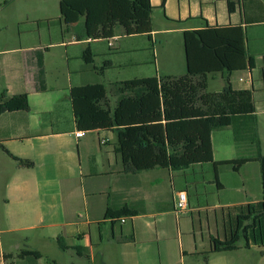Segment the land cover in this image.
I'll use <instances>...</instances> for the list:
<instances>
[{"label": "crops", "instance_id": "crops-1", "mask_svg": "<svg viewBox=\"0 0 264 264\" xmlns=\"http://www.w3.org/2000/svg\"><path fill=\"white\" fill-rule=\"evenodd\" d=\"M150 3V37L126 35L118 27L109 40L89 39L83 19L66 26L59 18L57 34L22 31L17 45L0 47V97L28 98L27 111L0 115V264H264V247L244 239L230 251H213L215 241L226 242L237 230L244 206L263 199L258 162L237 170L223 164L251 156L249 147H236L230 127L211 133V163L138 173L124 170L115 131L75 136L72 88L102 84L113 91L119 82L180 76L172 70L186 71L185 57H173L170 66L156 37H164L166 46L180 39L183 47L184 31L238 26L253 65L231 73L229 83L252 93L264 155V0ZM87 47L92 65L83 60ZM39 58L42 91L35 82ZM214 76L221 84L214 90L208 84V91L220 92L224 77ZM8 154L33 166L22 167ZM180 191L187 210L176 214ZM122 210L128 214H116ZM22 251L40 256L18 257Z\"/></svg>", "mask_w": 264, "mask_h": 264}, {"label": "trees", "instance_id": "trees-1", "mask_svg": "<svg viewBox=\"0 0 264 264\" xmlns=\"http://www.w3.org/2000/svg\"><path fill=\"white\" fill-rule=\"evenodd\" d=\"M228 8L233 9L232 5ZM152 10L150 0L59 1L62 23L72 26L83 19L85 38L94 40L113 38L118 27L126 35L150 37ZM183 48L184 75L115 83L113 106L102 84L72 88L70 98L76 129L83 133L115 131V153L120 155L124 170L138 173L155 168L182 170L194 164L211 163V133L230 127L236 147H249L251 156L223 164L237 170L248 161L258 162L263 199L244 206L245 213L238 217L237 230L228 241H215L213 251H230L240 239L264 247V155L260 151L254 101L251 92L233 90L229 83L231 73L253 65L250 58L246 60L244 34L238 26L188 30L183 32ZM83 60L87 65L93 64L89 47L83 51ZM108 66L106 62L97 72L103 73ZM218 73L226 85L220 92H210L209 77ZM35 82L38 90L45 89L42 58L36 65ZM27 110L25 94L0 97V115ZM8 155L22 167L33 166L28 160ZM26 256L40 255L34 251L18 254V257Z\"/></svg>", "mask_w": 264, "mask_h": 264}, {"label": "rangeland", "instance_id": "rangeland-1", "mask_svg": "<svg viewBox=\"0 0 264 264\" xmlns=\"http://www.w3.org/2000/svg\"><path fill=\"white\" fill-rule=\"evenodd\" d=\"M59 1L60 0H0V47L2 46H14L18 43V34L22 31H39L42 34H57L58 33V23L60 18L59 13ZM63 26V25H62ZM64 32V26H63ZM158 53L163 54L165 59L169 60L168 64L176 63L173 61V57H179V60L183 59L184 51L180 43V39H170L168 46L164 44V37H156ZM164 46V49H161ZM158 54V55H159ZM182 62V61H181ZM162 73V74H161ZM161 75L163 72H161ZM172 73H177L173 75L185 74V68L181 70H172ZM155 76V72L151 74ZM209 90H214L221 84L218 77L210 76ZM109 98L111 100L112 90L108 91Z\"/></svg>", "mask_w": 264, "mask_h": 264}, {"label": "built area", "instance_id": "built-area-1", "mask_svg": "<svg viewBox=\"0 0 264 264\" xmlns=\"http://www.w3.org/2000/svg\"><path fill=\"white\" fill-rule=\"evenodd\" d=\"M108 46H112V42H108ZM83 132L77 131L75 136L77 138L81 137ZM187 210V195L185 192L180 191L175 193V212L176 214H181ZM124 222V221H122Z\"/></svg>", "mask_w": 264, "mask_h": 264}]
</instances>
